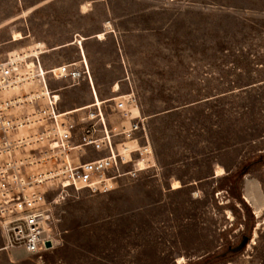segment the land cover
Here are the masks:
<instances>
[{"label": "rangeland", "instance_id": "374dc122", "mask_svg": "<svg viewBox=\"0 0 264 264\" xmlns=\"http://www.w3.org/2000/svg\"><path fill=\"white\" fill-rule=\"evenodd\" d=\"M33 50L84 54L90 80H49L61 109L132 92L152 161L50 205L42 258L0 227V264H264V0H0V60Z\"/></svg>", "mask_w": 264, "mask_h": 264}, {"label": "built area", "instance_id": "2783aa9c", "mask_svg": "<svg viewBox=\"0 0 264 264\" xmlns=\"http://www.w3.org/2000/svg\"><path fill=\"white\" fill-rule=\"evenodd\" d=\"M40 55L33 50L0 60V227L8 247L42 258L54 247L50 205L68 190H115L151 167L152 152L135 143L145 118L132 92L113 100L110 111L95 101L62 110L60 89L49 80H90L84 54L48 69Z\"/></svg>", "mask_w": 264, "mask_h": 264}, {"label": "bare ground", "instance_id": "6f19581e", "mask_svg": "<svg viewBox=\"0 0 264 264\" xmlns=\"http://www.w3.org/2000/svg\"><path fill=\"white\" fill-rule=\"evenodd\" d=\"M98 36H99L100 39L104 37V36H103V33H100ZM21 38H22V36H21L19 33H16V34L14 35V37H13L14 41L20 40ZM42 72H43V70H42ZM117 88H118V86L116 85L115 89H117ZM94 101L96 102V104L101 105V104H100V101L98 100V98H97V96H96V94H95V100H94ZM93 103H94V102H93ZM143 165H144V163H140V166H143ZM217 171H218V172H217L218 176L221 175V174L223 173V170H222V169H219V170H217ZM179 187H180L179 182H178V181H174L173 184H172V188H173V189H177V188H179Z\"/></svg>", "mask_w": 264, "mask_h": 264}, {"label": "crops", "instance_id": "0c3cea01", "mask_svg": "<svg viewBox=\"0 0 264 264\" xmlns=\"http://www.w3.org/2000/svg\"><path fill=\"white\" fill-rule=\"evenodd\" d=\"M91 103H92V102H91ZM91 103H87V104H85V105H81V106H79V107L72 108V109H62V110H75V109H78V108H82V107L88 106V105H90Z\"/></svg>", "mask_w": 264, "mask_h": 264}, {"label": "water", "instance_id": "95a60500", "mask_svg": "<svg viewBox=\"0 0 264 264\" xmlns=\"http://www.w3.org/2000/svg\"><path fill=\"white\" fill-rule=\"evenodd\" d=\"M46 246H47V247H50V243H49V242H47Z\"/></svg>", "mask_w": 264, "mask_h": 264}]
</instances>
